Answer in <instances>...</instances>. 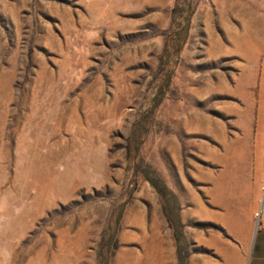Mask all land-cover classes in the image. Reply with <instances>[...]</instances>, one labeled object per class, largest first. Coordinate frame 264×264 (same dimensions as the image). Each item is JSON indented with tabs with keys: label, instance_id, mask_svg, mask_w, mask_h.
<instances>
[{
	"label": "rangeland",
	"instance_id": "rangeland-1",
	"mask_svg": "<svg viewBox=\"0 0 264 264\" xmlns=\"http://www.w3.org/2000/svg\"><path fill=\"white\" fill-rule=\"evenodd\" d=\"M263 213L264 0H0V264H247Z\"/></svg>",
	"mask_w": 264,
	"mask_h": 264
},
{
	"label": "crops",
	"instance_id": "crops-1",
	"mask_svg": "<svg viewBox=\"0 0 264 264\" xmlns=\"http://www.w3.org/2000/svg\"><path fill=\"white\" fill-rule=\"evenodd\" d=\"M247 264H264V213L259 229L253 238Z\"/></svg>",
	"mask_w": 264,
	"mask_h": 264
},
{
	"label": "bare ground",
	"instance_id": "bare-ground-1",
	"mask_svg": "<svg viewBox=\"0 0 264 264\" xmlns=\"http://www.w3.org/2000/svg\"><path fill=\"white\" fill-rule=\"evenodd\" d=\"M217 191H218V189H217V187H215V190L213 191V193H216V194H217ZM216 194H215V195H216ZM215 201L218 202L217 196H216V200H215Z\"/></svg>",
	"mask_w": 264,
	"mask_h": 264
}]
</instances>
